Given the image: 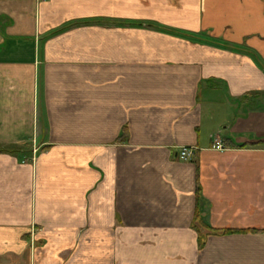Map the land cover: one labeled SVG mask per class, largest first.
Here are the masks:
<instances>
[{"label":"crops","instance_id":"0c3cea01","mask_svg":"<svg viewBox=\"0 0 264 264\" xmlns=\"http://www.w3.org/2000/svg\"><path fill=\"white\" fill-rule=\"evenodd\" d=\"M0 264H264V0H0Z\"/></svg>","mask_w":264,"mask_h":264},{"label":"built area","instance_id":"2783aa9c","mask_svg":"<svg viewBox=\"0 0 264 264\" xmlns=\"http://www.w3.org/2000/svg\"><path fill=\"white\" fill-rule=\"evenodd\" d=\"M217 149L223 150V147L221 146V144L217 145ZM191 157H192V153H191V150L188 148H183L181 152L179 153V159L183 162L189 161Z\"/></svg>","mask_w":264,"mask_h":264},{"label":"trees","instance_id":"16d2710c","mask_svg":"<svg viewBox=\"0 0 264 264\" xmlns=\"http://www.w3.org/2000/svg\"><path fill=\"white\" fill-rule=\"evenodd\" d=\"M202 246V244H200Z\"/></svg>","mask_w":264,"mask_h":264}]
</instances>
